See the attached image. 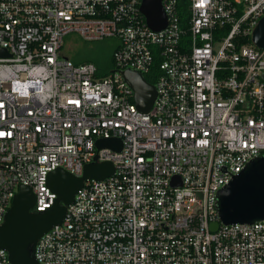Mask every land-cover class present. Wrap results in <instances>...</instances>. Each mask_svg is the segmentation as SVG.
Listing matches in <instances>:
<instances>
[{
  "label": "built area",
  "instance_id": "built-area-1",
  "mask_svg": "<svg viewBox=\"0 0 264 264\" xmlns=\"http://www.w3.org/2000/svg\"><path fill=\"white\" fill-rule=\"evenodd\" d=\"M143 1L0 0V224L21 185L45 210L48 174L81 176L97 156L115 172L85 180L38 240L40 264H264V219L223 224L217 202L264 155V47L252 39L264 0H162L158 30ZM72 31L119 39L108 75L62 55ZM156 60L142 111L122 72L145 78ZM0 264H12L1 248Z\"/></svg>",
  "mask_w": 264,
  "mask_h": 264
},
{
  "label": "water",
  "instance_id": "water-1",
  "mask_svg": "<svg viewBox=\"0 0 264 264\" xmlns=\"http://www.w3.org/2000/svg\"><path fill=\"white\" fill-rule=\"evenodd\" d=\"M162 0H144L142 12L149 25L161 29L167 24ZM253 41L264 47V17L261 18L253 33ZM8 55L7 50L0 48V56ZM123 76L134 89L135 100L142 111L151 109L156 97V88L146 81L139 72L123 70ZM97 148L108 147L117 151L122 148L119 138H100ZM115 172L111 161H99L96 156L93 162L87 163L81 176L65 168L52 170L47 177V184L56 193L55 202L45 210H34L36 194L33 189L21 185L7 210L4 221L0 224V248L8 251L12 264H40L35 256V249L40 237L54 225L61 224L67 207L75 198L86 179L102 180ZM218 215L223 224L254 223L264 219V155L251 159L245 168L223 187L217 194ZM219 222L213 223L216 229Z\"/></svg>",
  "mask_w": 264,
  "mask_h": 264
},
{
  "label": "rangeland",
  "instance_id": "rangeland-1",
  "mask_svg": "<svg viewBox=\"0 0 264 264\" xmlns=\"http://www.w3.org/2000/svg\"><path fill=\"white\" fill-rule=\"evenodd\" d=\"M119 39L115 36H107L101 39H85L78 32L72 31L64 37L61 49L63 56H68L74 62L82 63L93 58L104 61L110 60Z\"/></svg>",
  "mask_w": 264,
  "mask_h": 264
},
{
  "label": "trees",
  "instance_id": "trees-1",
  "mask_svg": "<svg viewBox=\"0 0 264 264\" xmlns=\"http://www.w3.org/2000/svg\"><path fill=\"white\" fill-rule=\"evenodd\" d=\"M114 51H115V49H114ZM114 51H113V54H112L110 60L106 64H105V60L104 61H98V60L93 59V58L89 59L86 62H94L98 66V69H99L98 73L100 76L108 75L114 69V66H115L114 65L115 64L114 63ZM75 63H77V62H75ZM82 63H84V62H82ZM159 74H160L159 60H156L151 71L145 75V78L149 83L154 84L156 82Z\"/></svg>",
  "mask_w": 264,
  "mask_h": 264
}]
</instances>
